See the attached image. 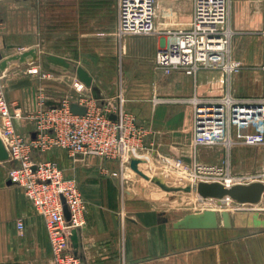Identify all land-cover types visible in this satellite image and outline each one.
<instances>
[{
	"label": "crops",
	"instance_id": "1",
	"mask_svg": "<svg viewBox=\"0 0 264 264\" xmlns=\"http://www.w3.org/2000/svg\"><path fill=\"white\" fill-rule=\"evenodd\" d=\"M23 1L19 13L23 22L18 27H8L3 15L5 5L0 0L2 53L9 54L18 46L37 44L34 41L38 34V10L35 11V23L28 21L32 10L29 9L28 13V0ZM83 7L91 10L85 12L90 15L91 22L87 23L90 27H80L77 37H70L68 27L65 44H58L67 51L53 54L65 57L71 64L84 66L97 83L101 81L98 83L100 94L96 89L97 98L105 100L103 97L107 91L114 96L121 93L127 101V109L136 115L138 123L149 127L144 149L156 160L181 158L192 163L195 155L192 105L154 103L155 95L180 97L198 93L211 96L230 90L239 96H249L264 90V74L259 68L264 50L260 49L261 36L258 33L264 26L262 0L231 2L230 20L240 31L234 38L233 51L246 66L240 73L230 76L214 69L200 70L195 76L181 70L165 74L156 69L155 55L168 43V33L160 37L126 36L125 45L119 52L126 57L119 65L116 0H84ZM192 16L193 0H158V29L187 28ZM53 25H50L52 31ZM72 32L76 34V31ZM57 65L51 70L67 71L66 67L59 69ZM117 65L121 66L120 74L115 71ZM119 75L123 81L122 89L119 91L118 86L115 92L111 81L118 79ZM76 78L77 75L73 78L72 88L65 92L58 87L50 90L38 87L35 91L30 89L28 81L17 80L6 95L24 111L33 112L37 107V95L42 92L51 98L47 100L50 104L58 103L65 96L77 101ZM130 80L135 82L128 84ZM34 123L32 119H17L16 127L30 137L35 134ZM65 154L68 155L67 151L58 148L35 156L56 161L67 176L75 177L79 182L87 203V223L78 231V255L82 264H264V212H259V220H256L254 211L229 210L230 217L225 220L222 212L227 209L213 208L218 213L217 224L208 222L207 225L205 219V225L191 223L193 219L186 221L184 216L166 214L153 199L134 193L136 189L132 186L126 189L125 183L107 175L105 172L116 168V159L90 156L86 158L87 163H77L72 158L67 161ZM196 155L199 161L204 157L221 158L216 149L201 147ZM12 166V161L0 159V264L47 263L52 253L45 221L34 209L24 189L11 181L9 170ZM20 219L25 225L23 229L17 225Z\"/></svg>",
	"mask_w": 264,
	"mask_h": 264
},
{
	"label": "built area",
	"instance_id": "2",
	"mask_svg": "<svg viewBox=\"0 0 264 264\" xmlns=\"http://www.w3.org/2000/svg\"><path fill=\"white\" fill-rule=\"evenodd\" d=\"M263 4H264V0ZM232 0H193V16L187 28L158 29L156 8L158 0H117L116 37L121 42L129 35L168 33L170 39L155 55V67L165 74L176 70L195 76L200 70H221L230 76L243 69V62L233 51L234 38L240 33L230 20ZM264 11V8H263ZM264 37V26L261 29ZM7 57L1 51L0 63ZM264 72V59L259 64ZM38 72V67L31 69ZM5 73L0 72V137L6 146L13 166L9 170L12 182L24 189L34 209L46 225L52 257L44 264H82L75 254L72 235L87 223V203L75 177L67 176L64 169L52 159H38L36 153L64 149L73 158L97 156L119 160L123 163L128 151L144 149L145 136L150 129L137 121L136 115L125 108L124 99L98 103L97 98L87 95V86L77 77L74 87L77 101L65 96L58 103H48L51 98L44 93L37 98L35 111L23 110L6 95L3 82ZM154 103H188L194 110L193 139L194 160L186 163L175 159L176 166L193 168L203 181H221L227 186L252 181L264 182V164L255 174L236 176L229 164L214 166L197 160L199 147L221 146L228 156L239 146H259L264 151V91L259 95L239 96L227 90L220 95L204 96H154ZM77 102L86 107L84 114L75 113L71 104ZM103 102V101H102ZM15 106V107H14ZM35 121V136L26 137L16 127L17 119ZM229 158V157H228ZM71 217L64 212V202ZM234 211L264 212V196L258 203H242L231 198L223 200ZM24 228V222H17ZM38 264V263H29Z\"/></svg>",
	"mask_w": 264,
	"mask_h": 264
},
{
	"label": "rangeland",
	"instance_id": "3",
	"mask_svg": "<svg viewBox=\"0 0 264 264\" xmlns=\"http://www.w3.org/2000/svg\"><path fill=\"white\" fill-rule=\"evenodd\" d=\"M84 0H28L27 7L28 13L29 9L32 10V15H28V21H32L35 23V11L38 10V34L37 38L34 41L36 46H18L15 50H13L9 54H4V56H11L13 54H22L29 50H35L38 55V59H33V53L30 56H27L26 59L20 65L13 67L12 69H5L3 72L4 76V84L6 91H8L9 87L13 85L17 80L28 81V84L31 88H34L37 91L38 87H42L45 90H50L55 87L60 88V91L65 92L68 88H72L73 78L76 73V67L79 66L76 63H72L69 68H65L69 73H64L65 71L62 65H57L61 71H52V67L56 66L55 63L48 62L46 56L53 53L67 51V48L59 47L62 44H65V39L67 28H70V37L78 36V29L80 27H90L87 23H90L91 19H89L90 15L85 13L86 11H91L86 7H82V3ZM23 0H3L5 5L4 17L8 22V27H18L20 22L19 13L21 8L23 7ZM81 4L80 8L78 7ZM32 7V8H31ZM116 9H117V0H116ZM118 21V17H117ZM52 23L53 31L51 30ZM109 23V22H108ZM6 26V25H5ZM2 27V26H0ZM76 27V28H75ZM107 27H110L108 24ZM117 27V26H116ZM72 31H76V34H73ZM260 34L261 41L260 49L263 52L264 50V37L261 34V30L258 32ZM167 33H153L149 35H156L158 37L166 35ZM69 36V35H68ZM126 37L120 42L117 39L118 46V61L120 65V61L122 62L123 58L126 57V54L120 55V48L124 47ZM59 41V42H58ZM60 43V44H59ZM59 44V46H58ZM35 48V49H33ZM78 49H76L77 51ZM83 52V51H82ZM84 54V53H82ZM263 54V53H262ZM261 54V55H262ZM243 62V61H242ZM47 63H49L47 65ZM244 64V62H243ZM117 65V70L119 74L121 73V66ZM38 67V72L33 73L31 69L33 67ZM245 64L243 69L245 68ZM62 67V68H61ZM116 69V68H115ZM242 69V70H243ZM160 71V70H159ZM261 73L264 72L260 69ZM240 73V72H237ZM115 81H111L112 88L117 90L119 86V91L122 89V80L120 78ZM103 82H109L103 80ZM135 81H127L129 84H133ZM101 84V81H98ZM97 81H93L92 87L84 88V92L87 95L94 96L93 88L98 89L99 94L101 90L98 87ZM124 84V83H123ZM43 91V90H42ZM264 91V90H263ZM263 91L261 93H263ZM43 93V92H42ZM107 91L105 100L97 98L98 103L102 104L105 102L117 103L119 101V97H122L121 93L119 95L108 94ZM237 93V92H236ZM259 93V94H261ZM7 94V92H6ZM258 93H252V95H259ZM47 96V95H46ZM162 97V95H160ZM77 97V96H75ZM37 98L39 96L37 95ZM36 98V103H37ZM96 98V97H95ZM123 98V97H122ZM103 101V102H102ZM127 101L124 99V105L126 107ZM35 124V123H34ZM36 126V125H35ZM36 128V127H35ZM1 130V129H0ZM193 130V128H192ZM201 148L205 149H216L218 153L221 155V158H213L207 159L202 158V163L210 164L214 166H224L226 167L229 164V169L231 174L236 176H243L248 174L258 173L264 164V151L262 147L259 146H239L232 149L230 156L225 148L221 146H212L206 147L203 146ZM66 151V150H65ZM68 153V152H67ZM232 153L234 157H232ZM64 154V153H63ZM148 152L146 149H130L127 153V159L123 163L124 172L119 175H115V172H118L120 169L119 160H116V168L114 170H108L105 172L107 175H110L113 178H116L119 183H125L126 189L129 186L134 187L136 190L134 193H139L144 195L146 198H151L154 200V203L159 206V208L164 209L166 214L174 215V216H193L204 213L208 209H227V211H232L233 209L229 205L219 204L216 198H208L202 199L197 192L195 191H184V190H172L167 191L164 190L160 185H158L153 180H148L138 174L135 170H133L130 166V160L132 157H141L146 158L144 162L140 163L141 169L146 172L150 177H160L162 180L166 182V184L170 186H186L191 185L194 182H197L201 179L198 177L197 172L194 171L193 168H185L181 166H176L175 160L173 159H164V160H156L151 155H147ZM69 155V153H68ZM64 155V158H67V161L72 158L74 162L77 163H87L86 158H73L71 156ZM219 157V156H218ZM229 157V158H228ZM88 159V158H87ZM198 160V159H197ZM83 161V162H81ZM199 161V160H198ZM200 161V162H201ZM61 163V162H60ZM84 163V164H85ZM62 164V163H61ZM63 165V164H62ZM75 165H73L74 167ZM65 167V166H64ZM77 168L79 166H76ZM138 194V195H139ZM238 211V210H235Z\"/></svg>",
	"mask_w": 264,
	"mask_h": 264
},
{
	"label": "water",
	"instance_id": "4",
	"mask_svg": "<svg viewBox=\"0 0 264 264\" xmlns=\"http://www.w3.org/2000/svg\"><path fill=\"white\" fill-rule=\"evenodd\" d=\"M35 49V48H33ZM33 53L32 57L33 59H38V55L35 50H29L27 52H24L22 54H13L11 56L5 57L2 62L0 63V72H3L6 68L12 69L13 67L20 65L24 59H26L27 56H30ZM48 62L55 63L58 65H62L66 68H69L71 65V62L67 60L65 57L56 55V54H49L46 56ZM49 63H47L48 65ZM76 75L82 81L87 87L93 86L94 78L90 74V72L82 65H79L76 67ZM93 93L95 97L97 98L96 88H93ZM72 110L75 113L84 114L86 112V107L79 105L77 102H73L71 104ZM33 134V136H35ZM0 159L1 160H9V152L4 145L3 140L0 137ZM144 162L143 159L138 157H132L130 160V166L133 170H135L138 174H140L142 177L153 180L158 185H160L164 190L172 191V190H184V191H195L198 193V195L202 199H208V198H216L218 200L219 204H222L223 200L226 198H231L237 202L242 203H258L261 201L262 197L264 196V182L263 181H252L249 183H237L231 186H227L221 181H197L194 182L191 185L186 186H170L166 184L164 180H162L160 177L152 178L150 175H148L146 172H144L142 169H140V163ZM64 202V212L66 218L69 220L71 217L69 208L66 204L65 199L63 198ZM217 211L214 209H208L204 213L199 215H193L186 217V221H189L190 219H193L191 223L197 222L199 225H205L206 220L207 225L210 223L217 224ZM223 217L225 220H228L230 217V212L227 210H224L222 212ZM259 212L254 211V217L256 220H259ZM209 222V223H208ZM258 222V221H257ZM72 242L73 247L75 248V254L78 255V248H79V233L78 231H74L72 235Z\"/></svg>",
	"mask_w": 264,
	"mask_h": 264
},
{
	"label": "bare ground",
	"instance_id": "5",
	"mask_svg": "<svg viewBox=\"0 0 264 264\" xmlns=\"http://www.w3.org/2000/svg\"><path fill=\"white\" fill-rule=\"evenodd\" d=\"M65 72H67V71H65ZM65 72H64V73H65ZM61 74H62V72H61ZM141 159H142V158H141ZM143 160H144V159H143ZM140 169H141V168H140Z\"/></svg>",
	"mask_w": 264,
	"mask_h": 264
}]
</instances>
